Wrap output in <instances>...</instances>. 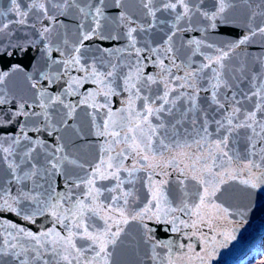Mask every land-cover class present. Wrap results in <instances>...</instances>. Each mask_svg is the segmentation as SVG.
<instances>
[{"label": "snow or ice", "instance_id": "6c2138e0", "mask_svg": "<svg viewBox=\"0 0 264 264\" xmlns=\"http://www.w3.org/2000/svg\"><path fill=\"white\" fill-rule=\"evenodd\" d=\"M243 2L248 4L249 0ZM108 7L109 0H27L23 4L22 0H9L6 10L0 8V34L6 30L11 33L12 25L30 27L45 42V70L38 71V79L26 74L30 88L35 90L31 101L24 96L17 98L8 89L10 75L23 71L20 65L0 71V109L9 106L0 111V127L23 118L17 133L0 135V212L15 213L31 223L37 216H48L53 224L37 233L15 223H0V264H113L115 248L130 220L143 223L147 218L159 223L161 215L166 218L179 211L189 217L190 222L178 221L185 228L199 231L206 227L215 232L221 218L232 215L228 208L214 203L222 185L237 181L249 195L254 190H264V58H253L251 66L246 61L233 64L236 49L257 35L264 37V0L250 10L249 23L245 25L250 34L225 46L208 43L206 35L185 39L184 34L207 33L208 28L227 25L236 0H133L135 11L128 0H111V7L123 9L116 16L106 14ZM158 13L168 19L159 18ZM7 16L12 18L4 22ZM58 16L76 20V42L70 50L67 33L56 30ZM257 17L260 22L253 26ZM44 20L49 23L44 24ZM36 24L41 27L37 29ZM161 26L167 28L162 43L153 47L145 40L144 47H137L135 34L162 31ZM120 28L125 31L119 33ZM121 35L129 40L127 49L97 48L101 55L87 58L86 41L119 40ZM14 47L27 55L31 45L26 48L17 43ZM127 50L134 52L135 61L122 64L109 59L105 65L106 57ZM53 51L59 52L61 58L53 59ZM145 52L151 55L144 56ZM197 56L203 58L198 65L193 59ZM145 60L158 69L154 74H145ZM98 64L106 70L99 71ZM124 68L134 71H123ZM72 70L84 76L74 77ZM62 79L67 87L58 94L43 87L44 81L51 86ZM89 81L97 85L96 90L77 104L66 102L69 96L80 94V87ZM241 85H247V91ZM117 88L128 96L126 108L114 113L107 97L119 95ZM102 89L104 103L97 105L93 100L89 104L88 98L101 95ZM202 92L210 95L201 97ZM137 101L138 108L134 107ZM78 105L91 107L94 111L89 115L93 119L98 107L105 109L107 120L98 126L95 135L105 137L106 143L88 175L73 179L63 167L66 161H76L68 159L61 138L56 136L57 143L49 144L28 133L59 132ZM129 158L132 164L125 167ZM170 170L178 173L181 202L178 208L167 207L162 212L161 205L170 204L164 192L168 180L157 181L154 177L166 178ZM122 172L127 174L125 178H121ZM137 172L145 173L149 198L142 211L133 212L127 206L137 197L134 191L124 190V185L134 186ZM53 175L65 177V192L55 190L49 179ZM189 179L195 182L190 203L184 190ZM98 180H112L114 186L98 187ZM77 189L79 197H74L72 193ZM101 197L108 203L99 202ZM235 215L243 218L244 213ZM97 216L103 220V228L92 223ZM177 219L163 222L175 225ZM143 227L152 260L157 258L156 248L162 247L169 252L162 264H181L185 257L191 261V244L183 257L174 256L170 241H155L149 235L152 229L146 224ZM171 230L175 232L177 228L173 226ZM195 235L193 231L189 238ZM218 235L222 239L217 241L212 236L211 249L205 248L203 255L194 254L199 264H208L217 247L235 239L234 229Z\"/></svg>", "mask_w": 264, "mask_h": 264}, {"label": "water", "instance_id": "95a60500", "mask_svg": "<svg viewBox=\"0 0 264 264\" xmlns=\"http://www.w3.org/2000/svg\"><path fill=\"white\" fill-rule=\"evenodd\" d=\"M27 0H22V4L26 3ZM129 7L132 11H135L133 7V0H128ZM9 0H0V8L7 9ZM260 3V0H249L248 4H245L243 0H236V7L229 11V23L227 25H219L217 29L208 28L207 33L200 32H189L184 34V38L188 39L191 37L201 38L202 35L208 37V43H216L217 45L225 46L227 42H235L241 39L244 35L250 34L248 28L245 27L248 21V15L251 9L256 8ZM108 16H116L123 9L111 7V0H109V7L105 10ZM161 19H168L165 15L160 13L157 14ZM12 16H7L4 18V22L7 19H11ZM58 23L56 25V30L67 33V38L69 40L68 49L70 50L71 45L76 42V20L72 17L58 16ZM31 20V14H30ZM138 22H143L138 20ZM260 18L257 17L256 21L253 23H259ZM47 20H44V24H48ZM201 27L204 25L201 24ZM40 24H36V28L39 29ZM163 30L153 29L151 34L138 33L137 35V47H144V41L147 40L153 47L158 46L162 43V37L164 32L167 31L166 27ZM227 30H224V29ZM11 33L7 30L5 33L0 34V71L10 70L13 65H20L23 69L22 72L12 73L7 81L8 89L14 93L17 98L24 96L25 99L31 101L34 98L33 94L35 90H32L26 80V74H31L38 79V71L45 70V58L43 56V44L44 41L40 40L38 33L30 27H21L17 25L11 26ZM119 33L125 31V29L120 28L117 30ZM107 35V33H105ZM114 35L117 33H113ZM17 43H22L26 48L31 45L27 55L19 52L14 46ZM129 40L121 35L119 40H98L93 39L85 42V46L89 49L87 53V58L99 57L101 53L97 52V48H108V49H127ZM7 51L13 53L12 55H3V52ZM206 51V49H202ZM131 53V54H130ZM208 54H211L208 52ZM68 55V51L65 50V56ZM144 56L151 55L149 52L143 53ZM234 60L233 64L237 65L239 63L247 62L250 66L254 63L255 57L264 58V37L257 35L253 37L252 40L246 44L242 45L240 48L236 49L233 54ZM53 59H60L59 52H52ZM155 58V57H153ZM111 59L114 63L128 64L129 62L135 61V54L131 50L124 51L122 53H114L112 57L105 58V65H107L108 60ZM197 65L203 59L200 56L194 57ZM83 62V61H82ZM147 65L145 68V74H154L158 69L149 63L147 60L144 61ZM165 63H168L165 60ZM55 70L56 66H52ZM99 71H105V67L97 65ZM123 71H134V68L128 69L124 68ZM181 75L183 73H180ZM71 75L74 77H83V72H76L72 70ZM120 81H118L119 83ZM43 87L53 95L58 94L64 88L67 87L64 79L58 83L49 86L47 81L43 82ZM115 87V86H114ZM155 87V86H154ZM247 91V85H241ZM97 89V85L92 82L84 83L79 89L78 95H71L67 98L66 102H71L77 104L78 101L85 98L88 92H92ZM101 95L89 97V104L95 101L97 105L104 103V96ZM119 95H109L107 100L111 107L112 112L116 113L119 109L126 108L125 101L128 94L121 92L119 88L116 89ZM210 95L209 93H201V97ZM9 106H3V109H7ZM134 107H139V101L136 102ZM39 111V109H36ZM94 110L88 105H78L73 117L68 119L67 126L61 127L59 132L49 135L46 131L40 133L29 132L28 135L34 139L39 137L49 144H56V136H59L60 142L65 146V153L68 155L69 160H75L76 164H69L67 161L64 164L63 170L71 174L73 179L77 177H85L88 175L92 166L97 162L100 156L101 149L105 146L106 138L99 137L95 135L98 130V126L102 125L107 117L105 116V109L97 108L95 119L89 115ZM118 118V117H114ZM7 119V117H5ZM23 123V118L18 119L15 123L0 127V135L15 134L18 132L19 125ZM60 127V125H57ZM242 149V145H239ZM167 153H164L165 158H167ZM187 163V161H185ZM132 164L131 158L125 161V167H130ZM83 165V168L79 167ZM159 171V170H157ZM126 173H121V178L126 177ZM178 173L174 170H170V175L168 177L156 176L155 180L159 181L161 179H167L168 183L164 186V192L170 201L169 205H161V211L163 212L167 207L178 208L181 202L182 196V186L177 182ZM137 177L134 180V186L125 183L124 190H131L135 192L137 199L133 202L130 200L128 207L129 211H142L147 203L149 194L147 191V179L145 173L137 172L135 174ZM50 182L55 187L57 192H65V177L63 175H53L50 176ZM181 179H183L181 177ZM40 183H43L41 180ZM186 189L188 193V202L190 203L193 199V193L195 192V182L190 179L185 181ZM30 185V182H29ZM31 186V185H30ZM97 186H108L113 187L112 180L97 181ZM80 190H74L72 195L74 197H79ZM108 196V193L104 194ZM99 202L108 203L104 197L100 198ZM214 203L220 204L222 207L229 209L232 213L227 219L221 218L219 225L216 227L215 232L209 231L206 227L201 228L197 231L196 229L185 228L184 225L180 224L179 219L189 221V217L183 213L176 211L167 215H161V222H157L155 219L149 220L144 219L143 223L139 221H131L125 226L124 232L115 248L113 256V264H162L164 258L169 254L168 249L158 247L156 248L157 258L152 260L153 255L150 244L145 242L143 227L144 224L148 228L152 229L149 235L154 237L155 241L159 242H171V252L174 256H184L187 245L191 244L194 252L190 254L192 256L189 262L187 257L181 261V264H199V261L195 258V253L200 255L204 254V249H211L212 241L211 237L216 236L217 241L222 239V236L218 233L232 232L234 229L235 239H231L223 247H217L215 255L212 256L208 264H241L244 258L255 251L256 245L264 239V190L257 189L252 191L249 195L248 190L237 181H231L225 185L221 186V190L216 194L214 198ZM155 211V208H153ZM211 211V209H210ZM237 212H243L244 216L241 218L235 215ZM222 215V214H221ZM178 218L175 225L172 223L163 222L165 219L167 221H173V219ZM130 219V218H129ZM195 219V217H192ZM242 220V222H241ZM5 221L15 223L21 227H24L33 232H39L41 230H47L53 227L51 220L48 216H37L35 217V223L23 220L20 216H17L12 212H0V223ZM190 222V221H189ZM97 227L103 228L104 222L99 216L95 217L92 221ZM175 226L177 231L173 232L171 229ZM59 229V226H57ZM196 231L195 236L189 238L191 232ZM189 233V235H185ZM185 245L184 249H180L179 245ZM262 250H257V253L264 250V243L262 245Z\"/></svg>", "mask_w": 264, "mask_h": 264}, {"label": "trees", "instance_id": "16d2710c", "mask_svg": "<svg viewBox=\"0 0 264 264\" xmlns=\"http://www.w3.org/2000/svg\"><path fill=\"white\" fill-rule=\"evenodd\" d=\"M243 264H264V251L250 254L244 259Z\"/></svg>", "mask_w": 264, "mask_h": 264}, {"label": "bare ground", "instance_id": "6f19581e", "mask_svg": "<svg viewBox=\"0 0 264 264\" xmlns=\"http://www.w3.org/2000/svg\"><path fill=\"white\" fill-rule=\"evenodd\" d=\"M263 243H264V239L261 240V241L256 245L255 248H256V249H260V248L262 247Z\"/></svg>", "mask_w": 264, "mask_h": 264}, {"label": "rangeland", "instance_id": "374dc122", "mask_svg": "<svg viewBox=\"0 0 264 264\" xmlns=\"http://www.w3.org/2000/svg\"><path fill=\"white\" fill-rule=\"evenodd\" d=\"M257 250H262V247L260 249H257Z\"/></svg>", "mask_w": 264, "mask_h": 264}]
</instances>
